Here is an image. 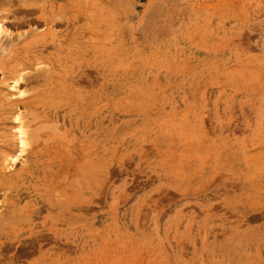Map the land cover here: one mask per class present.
Listing matches in <instances>:
<instances>
[{
  "label": "rangeland",
  "instance_id": "374dc122",
  "mask_svg": "<svg viewBox=\"0 0 264 264\" xmlns=\"http://www.w3.org/2000/svg\"><path fill=\"white\" fill-rule=\"evenodd\" d=\"M15 1L0 264H264V0Z\"/></svg>",
  "mask_w": 264,
  "mask_h": 264
},
{
  "label": "bare ground",
  "instance_id": "6f19581e",
  "mask_svg": "<svg viewBox=\"0 0 264 264\" xmlns=\"http://www.w3.org/2000/svg\"><path fill=\"white\" fill-rule=\"evenodd\" d=\"M26 1H28V0H26ZM25 0L23 1H20V3H19V0H18V3L15 1V2H13V3H8V7H6V6H4V7H6V8H2V10H4L5 12L3 13V15H2V17L1 18H9V17H12V18H9V19H11L10 21H9V24L10 25H12V26H18V25H20L21 23H22V21H32V19H33V17H31L32 19H30V18H26V17H28V16H26V15H30V14H32V13H34L35 11H36V9H35V7H32L31 6V4H28L27 2H26ZM11 2H12V0H11ZM36 2V1H35ZM83 3V2H82ZM34 4V3H33ZM1 10V11H2ZM38 10V9H37ZM60 11V10H59ZM60 13V12H59ZM15 14H23L22 15V17L23 18H19L18 16H15ZM60 14H62V13H60ZM59 14V15H60ZM44 15V14H43ZM56 16H57V14H56ZM42 18L43 19V21H44V23L45 24H47V22H48V20H50L48 17H44V16H42V15H37V17H34V18ZM6 20V19H5ZM33 20H35V19H33ZM0 21H2V20H0ZM8 21V20H7ZM38 21V20H37ZM58 24V23H57ZM50 25V24H49ZM54 25V24H53ZM7 34V30H5L4 29V27H3V23H1L0 22V38H1V35L2 34ZM10 33V32H9ZM8 35H10V34H8ZM15 35V34H14ZM19 35V34H18ZM6 39H7V37H6ZM13 39V38H12ZM5 41V40H4ZM18 66H19V64H18ZM37 68V67H36ZM38 71V70H37ZM34 72H35V70H34ZM21 73V72H20ZM19 72L17 73V76L16 77H14L13 78V83H15V82H17L19 79H21V74H20ZM24 74V73H23ZM26 74V73H25ZM26 76V75H25ZM20 77V78H19ZM24 78V77H23ZM25 79V78H24ZM45 80V79H44ZM27 113V112H26ZM25 113V114H26ZM33 114V113H32ZM22 116V115H24V114H20V115H18V113H16L15 115H14V118L15 119H19L17 116ZM20 116V117H21ZM26 116V115H25ZM23 117V116H22ZM38 118V117H37ZM20 119H22V118H20ZM33 119H35V118H32V120ZM25 120V119H24ZM26 120H27V118H26ZM29 120V119H28ZM30 121H31V118H30ZM24 121H22L20 124H22ZM24 124V123H23ZM41 124V123H40ZM23 126V125H22ZM21 125H17V127H15V128H18V136H19V138H18V141H19V146L21 147L20 148V150L21 151H23L22 150V147H23V145L25 144V142H26V139H27V141L29 140L28 138H26L25 139V137H26V135H25V133H27V136L29 135V138H30V134H32V133H30L29 131H27V130H25L24 129V127H22ZM37 126H40L39 125V123H38V125ZM48 128H50V127H48ZM35 129L37 130V128L35 127ZM34 129V130H35ZM38 129H41V128H38ZM51 129H54V128H51ZM50 129V130H51ZM26 132H25V131ZM28 130H29V128H28ZM31 130V129H30ZM55 131H56V133H57V130L56 129H54ZM53 130V132L55 133V131ZM33 131V130H32ZM29 133V134H28ZM55 133V134H56ZM33 136H34V138H36L37 136H36V134H33V135H31V138H33ZM36 136V137H35ZM31 141V140H30ZM29 141V142H30ZM28 142V143H29ZM25 145H27V142H26V144ZM24 145V146H25ZM18 146V145H17ZM25 149V148H24ZM10 150H11V152L12 153H8L7 154V157L5 158V159H8V157H9V160H14L15 158H16V152H17V147L15 148V147H12V148H10ZM20 151V152H21ZM22 154V153H21ZM18 157V156H17ZM13 165V164H12ZM15 166V165H14ZM17 206H20V205H17ZM15 208V207H14ZM13 208V209H14ZM18 209H19V207H17ZM16 208V209H17ZM12 209V210H13ZM16 209H14V210H16ZM17 211V210H16ZM15 211V212H16ZM19 211H20V209H19ZM14 212V211H13ZM14 214H16V213H14ZM8 216V217H7ZM9 213H7V212H4V213H0V227L3 225V222H6V221H8V220H10V218H9ZM17 216V215H16ZM6 218L8 219V220H6ZM5 220V221H4ZM11 221V220H10ZM9 222V221H8ZM7 223V222H6ZM22 240V239H21ZM28 240V239H27ZM23 242V241H22ZM9 244V243H8ZM7 244V245H8ZM20 246V245H19ZM6 247H8V246H6ZM17 248V247H16ZM7 249H9V248H7ZM25 249V248H24ZM22 250V249H21ZM34 251V250H33ZM15 252V251H14ZM27 252V251H26ZM30 253V252H29Z\"/></svg>",
  "mask_w": 264,
  "mask_h": 264
}]
</instances>
